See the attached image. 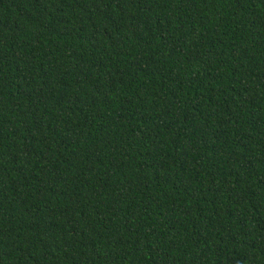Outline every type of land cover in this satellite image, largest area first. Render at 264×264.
I'll list each match as a JSON object with an SVG mask.
<instances>
[{
  "label": "trees",
  "instance_id": "trees-1",
  "mask_svg": "<svg viewBox=\"0 0 264 264\" xmlns=\"http://www.w3.org/2000/svg\"><path fill=\"white\" fill-rule=\"evenodd\" d=\"M0 264H264V0H0Z\"/></svg>",
  "mask_w": 264,
  "mask_h": 264
}]
</instances>
